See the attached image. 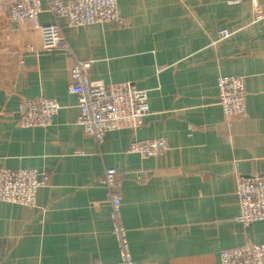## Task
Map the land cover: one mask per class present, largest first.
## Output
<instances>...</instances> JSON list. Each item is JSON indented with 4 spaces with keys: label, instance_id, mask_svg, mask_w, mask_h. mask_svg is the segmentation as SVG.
<instances>
[{
    "label": "crops",
    "instance_id": "1",
    "mask_svg": "<svg viewBox=\"0 0 264 264\" xmlns=\"http://www.w3.org/2000/svg\"><path fill=\"white\" fill-rule=\"evenodd\" d=\"M14 1L0 0V167L37 168L49 183L34 207L0 201V264L117 261L100 183L108 167L135 264H218L224 249L264 242V220H238L236 192L240 176L264 174V16L254 20L264 0H118L126 26L58 19L74 54L42 49L40 27L56 21L47 0L25 23L10 20ZM225 28L233 34L219 40ZM75 57L91 61L93 79L147 91L139 129L109 131L102 144L84 132L70 90ZM220 75L244 78V116L223 114ZM40 95L59 113L46 127H21L19 104ZM157 137L169 143L162 155L127 151Z\"/></svg>",
    "mask_w": 264,
    "mask_h": 264
},
{
    "label": "built area",
    "instance_id": "2",
    "mask_svg": "<svg viewBox=\"0 0 264 264\" xmlns=\"http://www.w3.org/2000/svg\"><path fill=\"white\" fill-rule=\"evenodd\" d=\"M257 7V4L255 5ZM47 10L56 18L51 24L40 27L42 49L74 54L58 19L64 18L70 27H81L93 23H109L126 26L128 20L121 15L118 0H47ZM43 11L41 0H15L9 7L11 21L25 23L35 21ZM256 8L254 20L263 17ZM233 34L228 28L219 32V40ZM90 60L75 57L71 67L70 90L78 97L79 115L77 124L99 144L107 132L128 128L139 129L144 118L151 113L148 93L131 81L106 83L90 76ZM218 104L228 117H242L246 114L244 78L240 75H220ZM57 100L43 95L25 98L18 108V123L21 127H46L59 113ZM169 143L164 137L133 139L128 152L142 156H158L166 153ZM49 183V174L37 168L0 167V201L19 203L34 207L40 187ZM100 183L106 189L110 204L111 230L119 248L117 261L100 264H135L128 238V229L123 221L122 196L118 190L120 180L114 167L105 169ZM240 214L238 220L244 225L264 220V174L240 176L236 189ZM218 264H264V242L252 243L224 249Z\"/></svg>",
    "mask_w": 264,
    "mask_h": 264
}]
</instances>
